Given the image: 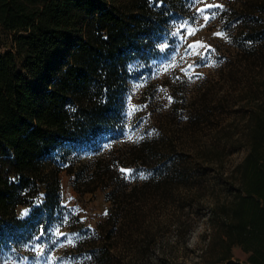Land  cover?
Returning a JSON list of instances; mask_svg holds the SVG:
<instances>
[{
  "label": "rangeland",
  "instance_id": "374dc122",
  "mask_svg": "<svg viewBox=\"0 0 264 264\" xmlns=\"http://www.w3.org/2000/svg\"><path fill=\"white\" fill-rule=\"evenodd\" d=\"M109 2L121 7L124 0ZM204 4L223 8H205L217 15L188 36L179 26L203 23L196 9ZM169 8L160 49L126 64L118 122L86 142H64L42 159L45 172L56 168L59 207L41 212L28 238L0 247V264L197 261L209 237V205L228 195L232 170L246 150L247 111L260 101L264 37L245 43L240 33L264 23V0H169ZM57 9L58 0H46L39 15L51 18ZM10 35L0 28V50L9 47ZM194 41L210 47L189 55ZM135 151L147 153L143 163L132 162ZM111 156L132 162L125 193L113 201L98 187L87 189L99 182L89 179ZM153 167L159 178L150 176ZM28 209L15 207L20 215ZM230 251L223 264H247L239 246Z\"/></svg>",
  "mask_w": 264,
  "mask_h": 264
},
{
  "label": "trees",
  "instance_id": "16d2710c",
  "mask_svg": "<svg viewBox=\"0 0 264 264\" xmlns=\"http://www.w3.org/2000/svg\"><path fill=\"white\" fill-rule=\"evenodd\" d=\"M45 1L0 0V28L11 31L9 47L0 50V247L28 238L38 215L59 207L56 168L45 172L42 159L118 122L126 64L160 49L159 32L170 15L169 0H124L121 7L58 0L57 12L44 18ZM240 36L245 43L261 40L263 21ZM257 88L260 101L246 114L245 153L228 195L209 205L208 241L192 264H223L232 245L246 253L247 264H264V75ZM133 154L134 164L146 160L147 153ZM132 162L111 156L87 189L98 187L113 201L125 193L129 172L121 169ZM152 170L159 178L161 171ZM18 205L29 207L26 214L16 213Z\"/></svg>",
  "mask_w": 264,
  "mask_h": 264
},
{
  "label": "snow or ice",
  "instance_id": "6c2138e0",
  "mask_svg": "<svg viewBox=\"0 0 264 264\" xmlns=\"http://www.w3.org/2000/svg\"><path fill=\"white\" fill-rule=\"evenodd\" d=\"M205 8H208V9L223 8V5H220V4H204V7L197 8L196 11L202 14L203 23L199 24L198 27H193L192 25L188 24L187 22H185L179 26L180 28H186L187 29V35L188 36L195 35L196 32L199 31L200 28L205 27L207 25V23L217 15V13H215V12H213L211 14H205V12H204ZM214 35L224 36L225 33L217 32V33H214ZM202 47L206 49L207 47H210V46H205L203 44V42H201V41H194L192 44L188 45V48L193 50L192 52H189L188 54L189 55H199V52L197 51V49L202 48ZM191 67H192V65L190 64L189 68H191ZM181 71H186V70L181 69ZM169 100H171V97H169ZM121 171L122 172H131L132 170L121 169ZM60 234L64 235L63 233H60ZM68 243H73V241L71 239H69Z\"/></svg>",
  "mask_w": 264,
  "mask_h": 264
}]
</instances>
